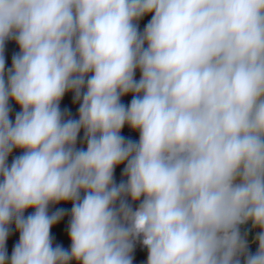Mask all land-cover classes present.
Listing matches in <instances>:
<instances>
[{
  "label": "clouds",
  "instance_id": "obj_1",
  "mask_svg": "<svg viewBox=\"0 0 264 264\" xmlns=\"http://www.w3.org/2000/svg\"><path fill=\"white\" fill-rule=\"evenodd\" d=\"M10 221L8 264H132L138 237L145 264H264V0H0V264Z\"/></svg>",
  "mask_w": 264,
  "mask_h": 264
},
{
  "label": "water",
  "instance_id": "obj_2",
  "mask_svg": "<svg viewBox=\"0 0 264 264\" xmlns=\"http://www.w3.org/2000/svg\"><path fill=\"white\" fill-rule=\"evenodd\" d=\"M136 24H137L138 30L142 31L145 23L142 24L136 21ZM18 51H19L18 45L16 44L14 39H6L4 41V47H3L2 54L4 58L5 69H8L11 66L12 56L13 54L18 53ZM138 77H139V71L136 70L134 72V78H138ZM72 96H73V93L71 91H66L65 94L62 96L61 100L59 101V108L62 113L64 112L65 109H67V113H66L67 116H70L71 118H77V115H78L77 109L79 106V101L74 102L72 99ZM131 96H132V93H127L121 96L120 98L121 102L127 105V103L131 99ZM7 103L9 106V112H8L9 120H13L15 113L20 110L19 105L11 98H9ZM120 134L132 140H138V135H139L138 130L131 129L127 124L122 126ZM82 137H83V129H81L77 134V140H76L77 147L84 146ZM21 151L22 149L13 148L11 152L8 154V156L6 157V163L10 164L13 157L19 155ZM123 166H124V163L121 162L120 164L116 165L113 169V180L116 183H119L122 179H126V177H123L121 175V170ZM82 195L83 193H81V196ZM129 203H131L132 206L135 207L138 201L129 200ZM70 207H71V201H60V202H55V203L50 202L47 207V211L49 214H51L57 208H63V209L68 210L70 209ZM33 211L34 209L27 208L24 210L23 215L27 216L29 213ZM69 219H70V214L68 211H65L63 216L50 227L49 233H50V238H51L53 246L59 244L61 247L66 248V249L70 247V239L67 233V225H68ZM7 227H8V233L5 238V242H4V249L6 253L5 264H8L7 258L10 257L12 247L18 241V238H19V232L15 227L14 221H10ZM259 230H260L259 226H255L253 238L249 241L247 240L246 251L248 253H254L257 249L258 241L255 239V235L256 233L259 232ZM240 233L243 237H245V234L241 230H240ZM131 256H132V264H145L146 262L147 248L146 246H143L140 243L139 237L133 242ZM240 260H241V264H243V260H244L243 254L240 255ZM69 264H79V261L70 260Z\"/></svg>",
  "mask_w": 264,
  "mask_h": 264
},
{
  "label": "flooded vegetation",
  "instance_id": "obj_3",
  "mask_svg": "<svg viewBox=\"0 0 264 264\" xmlns=\"http://www.w3.org/2000/svg\"><path fill=\"white\" fill-rule=\"evenodd\" d=\"M150 13L142 16L138 22L139 23H147V21L150 19ZM254 228L255 226L252 225L251 221H248L240 226V230L245 234L246 240H251L254 236Z\"/></svg>",
  "mask_w": 264,
  "mask_h": 264
}]
</instances>
